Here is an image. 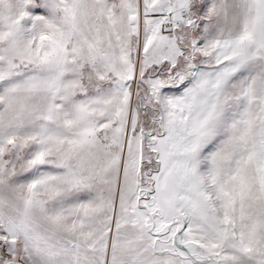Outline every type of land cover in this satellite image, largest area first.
<instances>
[{"label":"snow or ice","instance_id":"1","mask_svg":"<svg viewBox=\"0 0 264 264\" xmlns=\"http://www.w3.org/2000/svg\"><path fill=\"white\" fill-rule=\"evenodd\" d=\"M0 264H264V0H0Z\"/></svg>","mask_w":264,"mask_h":264}]
</instances>
